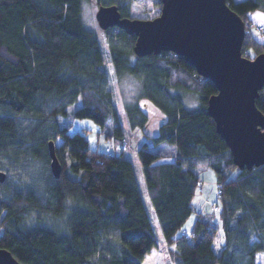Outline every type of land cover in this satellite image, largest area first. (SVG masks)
Here are the masks:
<instances>
[{"label":"trees","instance_id":"obj_1","mask_svg":"<svg viewBox=\"0 0 264 264\" xmlns=\"http://www.w3.org/2000/svg\"><path fill=\"white\" fill-rule=\"evenodd\" d=\"M85 1L0 0V171L7 174L0 183V248L22 264H143L158 248L151 209L167 262L257 264L264 253V166L241 170L234 164L208 112L215 84L173 53L138 57L136 36L118 27L102 30L109 67L101 38L83 22ZM134 1L95 4L116 5L122 17L135 18ZM227 3L246 25L243 56L264 54L248 17L264 11V0ZM153 4L157 17L161 0ZM112 74L139 79L141 98L163 112L158 135L147 137L161 150L175 148L174 163L159 164L164 154L148 143L130 160L124 153L93 150L87 136L69 133L66 123L74 119H91L102 128L113 119L107 137L122 146ZM181 92L195 95L199 107L187 108ZM256 105L264 114V88ZM126 114L133 127L147 125L140 109ZM58 139L63 141L57 146ZM50 141L62 165L58 179L51 171ZM199 167L215 176L218 213L193 207ZM194 213L191 233L180 234ZM34 216L63 220L64 231L30 222Z\"/></svg>","mask_w":264,"mask_h":264},{"label":"water","instance_id":"obj_2","mask_svg":"<svg viewBox=\"0 0 264 264\" xmlns=\"http://www.w3.org/2000/svg\"><path fill=\"white\" fill-rule=\"evenodd\" d=\"M153 19L122 17L116 5L100 6L96 13L102 30L113 27L136 36L138 57L170 52L184 58L196 72L211 80L218 92L208 101V112L218 134L229 146L241 170L264 166V114L256 100L264 88V54L243 56L244 20L227 0H161ZM51 171L60 178L62 165L56 144L50 141ZM7 174L0 171V183ZM0 264H22L0 248Z\"/></svg>","mask_w":264,"mask_h":264},{"label":"rangeland","instance_id":"obj_3","mask_svg":"<svg viewBox=\"0 0 264 264\" xmlns=\"http://www.w3.org/2000/svg\"><path fill=\"white\" fill-rule=\"evenodd\" d=\"M98 7L95 4V0H88L83 3V12L82 18L85 26L93 31H95L99 38H101V44L105 53V57L108 62V66L111 67L109 61V51H108V41L106 37L102 33V29L97 21L96 13ZM159 8L156 9L153 4V0H135L132 5V15L135 18L140 19H153L155 18L156 12H158ZM109 89L113 92L114 99L117 105V109L119 112L120 124L122 127V132L124 133L126 140L129 144V150L126 152V155L132 159L133 155L137 150L144 144L148 143L149 148L153 151H160L159 146H155L149 137H155L159 133L160 126L165 122V115L163 112L158 109L154 104L150 101L142 99V84L141 81L130 74H126L122 79L117 80L116 77L112 74L109 79ZM183 96V100L185 106L189 109H196L199 107V101L197 97L188 92H181ZM149 105L152 106L151 110H149ZM80 107V103L72 105L69 108V119L72 114ZM140 109L143 113L148 116L147 125L143 126L137 125L133 127L126 111L128 109ZM69 127V133L75 134L80 132L87 136L90 141V145L92 148L96 147L98 143V138L101 134L104 135H112L114 132V122L113 119H110L105 128L100 127L91 119H74L66 123ZM62 139H58L57 146L62 143ZM203 168V167H202ZM197 174H200L201 169L197 168ZM205 181V180H204ZM206 182V181H205ZM208 185L211 183L207 182ZM212 185V184H211ZM214 186V185H212ZM217 186V184H215ZM218 197V195H217ZM217 199V198H216ZM214 202L211 200L210 205ZM215 204L213 205L214 208ZM214 212V211H213ZM215 213V212H214ZM149 216L151 218L153 229L155 231V235L158 241V249L154 248L151 255L148 256L144 262V264H172L169 263V259L167 262V255H165V259L163 258V250H166V247L163 243L161 230L156 221V217L151 209H149ZM196 216L193 214L191 218L188 220L185 229L187 230L192 223L194 222ZM34 220L35 223H41L45 226H51L58 229L60 232L64 231V222L63 220H54L50 217H43L42 219H38L36 216L30 219V222ZM216 249H218V245H215ZM257 264H264V253L259 254L257 257Z\"/></svg>","mask_w":264,"mask_h":264},{"label":"crops","instance_id":"obj_4","mask_svg":"<svg viewBox=\"0 0 264 264\" xmlns=\"http://www.w3.org/2000/svg\"><path fill=\"white\" fill-rule=\"evenodd\" d=\"M235 1L239 2L242 0H235ZM248 17H249V22L251 23V34L253 35V37L258 42L264 44V11H260V10L254 11V12L250 13ZM151 107L152 106L149 105V110L152 109ZM124 140L128 146L126 151H122L120 149V147H121L120 143L115 142L112 138H108L107 135H104V134H101L99 136L98 143L96 144V147L92 148L91 145H90V147L93 150H99L100 152L107 153V154L110 151L111 155L124 153L125 158L130 159L126 155V152L129 150V144L126 140L125 135H124ZM89 143H90V141H89ZM160 151H162V153L164 155L162 156L161 159H159V161H158L159 164L174 163V161H175V157H174L175 148L165 147V148H162V150H160ZM166 151H169L170 154L165 155ZM135 159H136V152L133 155V158L130 160H135ZM199 169H201V171H200V174H197L198 177L203 181L205 180L206 183L209 182L214 186H212L211 184L210 185L207 184L205 187L204 193L196 194L195 199L193 201V207L196 210V212H211L213 210V205L215 204V202L217 200L216 198L218 195V188H217V186H215L216 179H215L213 172L210 169H208L207 167H203V168L199 167ZM141 181L144 183L143 178H141ZM211 200L214 202L212 205H210ZM194 214L197 217L196 213H194ZM195 220H196V218H195ZM195 220H194V222H195ZM194 222L192 223V225L187 230L185 229V226L187 224L186 223L183 230L180 232V234H182V235L188 234L189 235L191 233ZM172 249L174 250V247H172ZM151 253L149 255H147V257L150 256ZM146 258H145V260H146ZM145 260H144V262H145Z\"/></svg>","mask_w":264,"mask_h":264},{"label":"built area","instance_id":"obj_5","mask_svg":"<svg viewBox=\"0 0 264 264\" xmlns=\"http://www.w3.org/2000/svg\"><path fill=\"white\" fill-rule=\"evenodd\" d=\"M127 148H128L127 143H126L125 140H124V142H123V144H122V146H121V149H122V151H126ZM108 154H111V152L109 151ZM206 184H207L206 182H204L203 180L200 179V181L198 182L197 194H202V193H203V188H204V186H205ZM213 211H214L215 213H218V212L220 211V207H219V205L215 204V206H214V208H213Z\"/></svg>","mask_w":264,"mask_h":264}]
</instances>
